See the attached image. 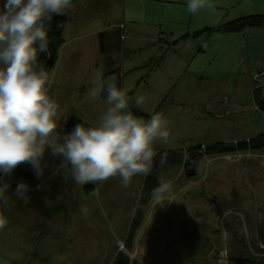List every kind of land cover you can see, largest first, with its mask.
I'll list each match as a JSON object with an SVG mask.
<instances>
[{"label":"rangeland","instance_id":"1","mask_svg":"<svg viewBox=\"0 0 264 264\" xmlns=\"http://www.w3.org/2000/svg\"><path fill=\"white\" fill-rule=\"evenodd\" d=\"M105 1L90 8L99 11L101 2V11L110 16L106 26H126L123 39L118 34L119 60L113 58L124 71L122 88L133 92L135 100L142 98L138 107L143 114H160L168 121V140L154 142L157 154H188L199 145L204 153L216 143H237L264 132V27L224 28L242 16H264V0H213V10L197 14L187 11L185 0H113L117 11ZM105 21L92 23L103 27ZM76 43L82 61L75 64L84 67L92 49L91 61L102 57L104 62V53L97 56L98 35ZM73 99L58 113L67 118L61 121L63 132L71 117L94 125L106 109L99 97L79 100L74 92ZM244 153L205 154L199 173L189 177L184 163L158 177L152 190L148 175L133 177L128 187L112 177L86 195L68 168L62 182L67 194L58 195L60 178L42 188L46 209L56 204L64 221H53L58 227L50 231L35 230L34 237L14 227L0 230V264H113L119 253L130 264H145L146 257H153L150 264H235L233 246L244 249L243 238L253 240L247 215L254 226L264 209V152ZM45 156L51 160L50 152ZM9 204L8 195L0 215L5 216ZM246 248L251 258L264 261ZM221 255L227 260L221 261Z\"/></svg>","mask_w":264,"mask_h":264},{"label":"clouds","instance_id":"2","mask_svg":"<svg viewBox=\"0 0 264 264\" xmlns=\"http://www.w3.org/2000/svg\"><path fill=\"white\" fill-rule=\"evenodd\" d=\"M72 4L73 0H0V204H7L6 181L17 166L29 164L37 178L43 175L46 151L61 158L60 167L70 168L76 184L119 177L128 187L133 177L152 172L154 142L169 138L162 115L137 116L130 108L133 98L117 85L116 77L102 75L89 91L92 97L104 96L106 109L97 123L83 121L63 132L61 121L67 118L58 116L59 104L49 94L52 77L38 58L48 49L53 17L64 15ZM185 6L190 14L215 8L213 0H185ZM135 103H142V98ZM29 190L30 185L21 181L14 195L22 199ZM7 223L0 215V230Z\"/></svg>","mask_w":264,"mask_h":264},{"label":"crops","instance_id":"3","mask_svg":"<svg viewBox=\"0 0 264 264\" xmlns=\"http://www.w3.org/2000/svg\"><path fill=\"white\" fill-rule=\"evenodd\" d=\"M99 1L100 0H73L72 7L70 10H68L70 11V14L68 17V22L63 32L64 42L59 49L58 59L56 61V64L53 70L49 72L53 80V83L51 87L49 88V94L53 99L57 101L60 109H62L61 107L64 104H68L69 100H74L73 99L74 92H75V99L77 98H79V100H83V98L91 99L92 96L89 95L90 89L94 86V83L97 77L101 75L103 76L105 72V67H104V62H103L102 57H98L97 60L94 59L91 61V59L94 58V54H95V51L92 49V47H91L92 49L91 57L88 59L90 61L88 63L87 61L84 62L83 63L84 67L78 66L77 64H75L76 62L78 63L79 58H80V61H82V58L80 56H77V50H78V48L76 49L77 41H80L81 38L84 39L89 35L91 36L98 35L99 42H100V50L97 53V56H98L99 53L102 52L100 34L104 33V36H103L104 48L106 49L107 52L111 53L113 58H117V60H119V58L116 57L119 52L113 51L114 50L113 45L117 43L118 34L123 39L124 34H122V32L126 26L124 25L123 22H121L120 24H117L115 28H113L111 25L106 26V24H111V21L109 20L105 21L106 17H110V16H107L108 14L101 11V2L99 3V7H98L99 11H95L90 8L92 6H95V8L97 9V2ZM124 2H126V0H124ZM128 3H129V0H128ZM104 4L107 5V8H111V10H112V7L114 6L117 11L116 1L107 0L105 1ZM93 13H95V15H93ZM90 14L94 16L95 18H93ZM246 16H242L240 18H243ZM97 18H99L101 21H105L104 22L105 25L103 27L100 25L97 27V23L96 24L92 23ZM90 23H92L91 26H89ZM260 27H264V26H260ZM246 29L247 28L243 29V31ZM248 29H254V28L249 27ZM99 56H102V55H99ZM117 67L121 68L122 74H123L124 71L122 67L120 65ZM122 82H123V78H122ZM81 86L85 87V89H81ZM97 97H99L101 100H104L102 98V95L96 96L94 98L96 99ZM66 99L67 100L69 99L68 102ZM47 160H49V157L46 158L45 156V162L47 166L44 170L43 175L39 178L36 177L32 167L30 169H24L39 183L38 188L35 190V192H33L32 196L24 197L22 199L17 198L14 195L15 189L10 186L9 192H8L10 204L4 214L7 220L10 222L7 223L4 230H8V232H10V228L14 227L15 231H18L19 233L23 232V235L25 237H30V235L34 237L35 230H38V232L41 231L42 229L50 231L58 227V226L57 227L53 226V221L55 220H57L58 222L64 221V218H61L59 220V214H62L63 211L60 208L57 209L56 204L54 205V207H51L52 210L51 208L49 210L46 209V206L43 204L44 202L43 197H44V194L47 193V191L45 189H44L45 191L42 190V188L44 187L45 183H48V182L53 183L54 181H56L57 178H60V181H59L60 186L58 187V191H57L58 195L61 192L67 194L68 192L66 191V189L62 187L63 178H65L64 174H65V171L67 170L66 169L63 170L62 167H60L61 158L54 157L51 155V160L52 161L54 160V165L50 164L51 160L50 161H47ZM250 165L251 164L249 162L245 164V166H250ZM85 186L86 184H84L83 186L80 184H77V188H80V187L85 188ZM151 198L152 196H150L149 199ZM58 207H62V206L59 205ZM226 212H231V211L228 210ZM236 212L238 214L243 215L241 211H236ZM238 214H235V215H238ZM26 215H29V216H26ZM22 216H26V218L23 219ZM247 217L249 218L248 219L249 229H250V232H252L251 235L253 236V240L251 241L249 238L248 239L243 238V240L245 239L247 240V242L248 240H250L254 246L260 241L258 237V228L263 219H261L259 222L256 221V223L253 226V221L251 220L249 215H247ZM28 218L31 220V222L25 223V220H27ZM242 218H244L243 221L245 222V225H246L245 217L242 216ZM40 220L42 221V225L39 223ZM239 240L241 239H238V242H240ZM245 242L246 241H243L242 243L244 245V249L247 254L248 249L246 247L248 246V243H246L247 244L246 246ZM220 248H223V247H220ZM244 249L241 245L233 246L234 256H232V259L234 260L235 264H264V261L262 259L255 260L254 258H251L250 255H248L249 253L246 256V254L244 253ZM227 255H228V259H231L228 249H227ZM162 258L163 260L166 259L165 256H163ZM152 259L153 257H151V259L150 257H146V260H144L145 264H146V261L148 262V264H150Z\"/></svg>","mask_w":264,"mask_h":264},{"label":"trees","instance_id":"4","mask_svg":"<svg viewBox=\"0 0 264 264\" xmlns=\"http://www.w3.org/2000/svg\"><path fill=\"white\" fill-rule=\"evenodd\" d=\"M70 11H67L64 15H57L54 16L52 21L50 22V29L48 32L49 35V44L48 49L46 52L41 53L38 58V63L40 66L44 67L47 71L51 72L56 64V61L58 59V52L61 47V45L64 42L63 38V32L65 29V26L68 22ZM234 24V25H233ZM264 25V16H246L243 18H238L236 20H230L225 23L224 27L225 29H230L231 31H242L245 28L248 27H260ZM220 26V25H219ZM221 27V26H220ZM206 29V28H205ZM209 30L212 28H208ZM103 36L104 33L100 34L101 39V51L102 54H105L104 59V67L105 72L103 74V77H116V83L118 86L122 87V70L121 68L116 66V62L113 59V56L111 53L107 52L104 48L103 43ZM114 50L113 51H120L121 50V44L117 42L113 45ZM258 90V91H257ZM255 93H260L259 89H257ZM128 95L132 97V101L130 103L131 110L140 117H143L144 119H148L149 116L146 114H143L140 110L138 105L135 103V96L133 92H129ZM102 98L104 99V96L102 95ZM257 99H260V94L257 95ZM260 108L264 111V99H260ZM83 120H80L76 117H71L66 125V130L70 131L73 126L77 123H82ZM202 146H195L188 150V154L181 153V154H175L172 152L168 153H158L157 156H160L159 160L154 161V166L152 172L148 175L149 180L154 184L153 187L149 188L150 190L157 187L158 184V177L162 176L163 173H167L171 170H176L178 168H181L184 166L188 167L186 170L188 171V176L192 177L193 175H196L200 171V167L202 162L204 161L205 154L210 155H225V154H236V153H244V152H250V151H262L264 152V132L260 133L259 135L252 137L248 140H242L237 143H216L212 146H208L206 149V152H200ZM165 156L164 162L161 163V157ZM157 157V158H158ZM190 168V169H189ZM7 183H10V186L15 189L16 185L21 182H27L30 185V190L28 195L25 197L32 196L33 192L38 188L39 183L36 181L27 171L17 166L15 171L12 173L10 177L7 178ZM96 182L95 184L90 183L85 186L84 192L86 194L92 193L96 189ZM258 237L261 242H264V210H263V220L258 228ZM113 264H130L129 263V257L125 256L121 253L117 254Z\"/></svg>","mask_w":264,"mask_h":264},{"label":"built area","instance_id":"5","mask_svg":"<svg viewBox=\"0 0 264 264\" xmlns=\"http://www.w3.org/2000/svg\"><path fill=\"white\" fill-rule=\"evenodd\" d=\"M244 153L240 155L243 156ZM229 155V154H228ZM231 155V154H230ZM240 156V157H241ZM239 158V157H238ZM237 158V159H238ZM230 159L233 160L230 156ZM248 246L250 247L251 254L255 257L264 258V242L259 241L256 245L253 246L250 240H248ZM227 260V255H221V261Z\"/></svg>","mask_w":264,"mask_h":264}]
</instances>
